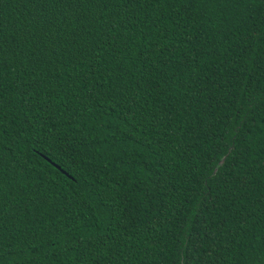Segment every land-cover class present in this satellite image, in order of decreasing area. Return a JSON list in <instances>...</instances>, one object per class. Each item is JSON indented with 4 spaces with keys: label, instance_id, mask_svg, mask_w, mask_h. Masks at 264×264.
I'll list each match as a JSON object with an SVG mask.
<instances>
[{
    "label": "trees",
    "instance_id": "16d2710c",
    "mask_svg": "<svg viewBox=\"0 0 264 264\" xmlns=\"http://www.w3.org/2000/svg\"><path fill=\"white\" fill-rule=\"evenodd\" d=\"M262 33L264 0H0V264H264Z\"/></svg>",
    "mask_w": 264,
    "mask_h": 264
},
{
    "label": "snow or ice",
    "instance_id": "6c2138e0",
    "mask_svg": "<svg viewBox=\"0 0 264 264\" xmlns=\"http://www.w3.org/2000/svg\"><path fill=\"white\" fill-rule=\"evenodd\" d=\"M118 2V0H117ZM145 2H148V0H145ZM157 2H159V0H157ZM189 3L193 2V0H188ZM227 2L231 3V2H238V0H227ZM125 6H127V4H133V3H139V0H124ZM113 31H115V29H113ZM262 35H264V33H262ZM0 51H2V40H0ZM255 106V105H253ZM0 128H2V126H0ZM5 133L0 132V135H3ZM246 222V221H245ZM190 239V237H189ZM209 239H212V237H209ZM184 264H188V261L185 260Z\"/></svg>",
    "mask_w": 264,
    "mask_h": 264
},
{
    "label": "water",
    "instance_id": "95a60500",
    "mask_svg": "<svg viewBox=\"0 0 264 264\" xmlns=\"http://www.w3.org/2000/svg\"><path fill=\"white\" fill-rule=\"evenodd\" d=\"M57 167V166H56Z\"/></svg>",
    "mask_w": 264,
    "mask_h": 264
}]
</instances>
